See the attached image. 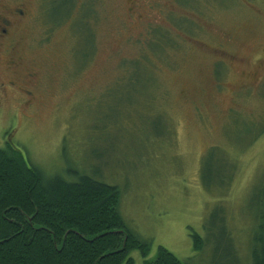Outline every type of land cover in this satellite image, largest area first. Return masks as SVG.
<instances>
[{"label":"rangeland","instance_id":"374dc122","mask_svg":"<svg viewBox=\"0 0 264 264\" xmlns=\"http://www.w3.org/2000/svg\"><path fill=\"white\" fill-rule=\"evenodd\" d=\"M139 1L0 0L18 39L0 46V148L45 177L116 186L147 259L162 246L190 264H251L264 0Z\"/></svg>","mask_w":264,"mask_h":264},{"label":"trees","instance_id":"16d2710c","mask_svg":"<svg viewBox=\"0 0 264 264\" xmlns=\"http://www.w3.org/2000/svg\"><path fill=\"white\" fill-rule=\"evenodd\" d=\"M119 197L116 186L87 175L74 182L45 177L6 144L0 148V264H132V250L141 252L143 264H190L162 246L147 259V244L119 215ZM262 231L261 224L251 264H264ZM193 245L202 247L197 234Z\"/></svg>","mask_w":264,"mask_h":264},{"label":"flooded vegetation","instance_id":"af4514ba","mask_svg":"<svg viewBox=\"0 0 264 264\" xmlns=\"http://www.w3.org/2000/svg\"><path fill=\"white\" fill-rule=\"evenodd\" d=\"M138 4L140 1L137 0ZM18 14H22V11L18 10ZM9 19L0 17V46H7L13 48L17 45L18 39L13 38L8 32Z\"/></svg>","mask_w":264,"mask_h":264},{"label":"water","instance_id":"95a60500","mask_svg":"<svg viewBox=\"0 0 264 264\" xmlns=\"http://www.w3.org/2000/svg\"><path fill=\"white\" fill-rule=\"evenodd\" d=\"M120 232H124L123 230H120ZM126 238H124V241H125Z\"/></svg>","mask_w":264,"mask_h":264}]
</instances>
